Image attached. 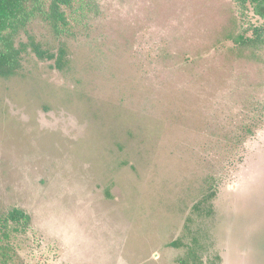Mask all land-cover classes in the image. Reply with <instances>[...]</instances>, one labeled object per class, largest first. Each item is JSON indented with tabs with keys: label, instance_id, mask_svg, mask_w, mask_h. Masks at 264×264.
<instances>
[{
	"label": "rangeland",
	"instance_id": "rangeland-1",
	"mask_svg": "<svg viewBox=\"0 0 264 264\" xmlns=\"http://www.w3.org/2000/svg\"><path fill=\"white\" fill-rule=\"evenodd\" d=\"M50 3L17 40L66 68L0 77V216L30 217L0 225V263L178 264L168 243L206 228L221 264H264V44L228 37L264 29L254 5L72 0L57 32Z\"/></svg>",
	"mask_w": 264,
	"mask_h": 264
},
{
	"label": "trees",
	"instance_id": "trees-1",
	"mask_svg": "<svg viewBox=\"0 0 264 264\" xmlns=\"http://www.w3.org/2000/svg\"><path fill=\"white\" fill-rule=\"evenodd\" d=\"M240 4L247 1L254 5L256 14L264 19V0H237ZM39 0H0V77L9 78L16 75L22 68V62L26 55L35 53L42 60H54V67L64 70L67 66L66 49L60 47L58 52L53 53L50 48H45L33 37L29 42L18 39V34L25 26L32 12L30 8H35ZM72 0H51L50 8L44 16L51 27L60 32L61 26L67 24L65 7L70 6ZM235 46L240 50H250L253 55H257L256 49L264 44V29L260 26L252 27V36H247L246 31L236 32L231 30L228 33ZM216 191H208L194 206V211L198 215H211L213 211V199ZM202 210H205L204 213ZM29 215L24 210L14 208L4 216H0L1 227L7 228L8 222L29 220ZM1 242V240H0ZM169 246L182 248L183 253L178 256V264H221L222 256L213 249L211 237L206 228L189 231L173 241ZM0 243V254H2ZM4 264V263H0Z\"/></svg>",
	"mask_w": 264,
	"mask_h": 264
}]
</instances>
